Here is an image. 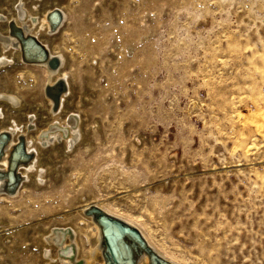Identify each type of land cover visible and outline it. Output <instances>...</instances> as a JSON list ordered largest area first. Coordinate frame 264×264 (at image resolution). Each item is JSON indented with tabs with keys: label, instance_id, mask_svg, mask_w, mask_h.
Returning a JSON list of instances; mask_svg holds the SVG:
<instances>
[{
	"label": "rangeland",
	"instance_id": "1",
	"mask_svg": "<svg viewBox=\"0 0 264 264\" xmlns=\"http://www.w3.org/2000/svg\"><path fill=\"white\" fill-rule=\"evenodd\" d=\"M56 3L66 20L41 40L64 56L59 114H80L82 140L67 154L61 141L41 147L45 180L0 192V264H41L47 229L81 237L91 202L137 223L177 264H264V0ZM20 65L0 66V91L21 97L4 116L43 128L45 70Z\"/></svg>",
	"mask_w": 264,
	"mask_h": 264
},
{
	"label": "bare ground",
	"instance_id": "2",
	"mask_svg": "<svg viewBox=\"0 0 264 264\" xmlns=\"http://www.w3.org/2000/svg\"><path fill=\"white\" fill-rule=\"evenodd\" d=\"M42 1L43 0H29L28 4H26L27 0H13L12 2L10 1V5L8 4L10 7H8L6 14L0 11V25L2 26L3 24L2 31H0V66L10 65L14 60H17L19 64L26 69H43L46 73L43 85V96L48 105L51 121L43 128H41L42 126L40 128L34 126L32 124L34 116H28L27 113H25L24 120L21 122L14 116L6 118L1 105L5 104L7 108L19 111L21 107V97L13 91H0V134L7 133L10 137L8 143L3 148L4 156L0 159V170L3 172L7 170L9 153L13 149V145L18 140V137H22L25 141L26 151L34 153V159H32V162L30 161L28 165H20L19 169L25 168L21 172L23 179H28L29 176L32 175L34 183L36 184L42 183L45 180L46 174L45 168L38 159L41 147L53 145L61 141L63 154H67L72 151L74 144L82 140V130L80 129L82 117L80 114L74 111V113L67 112L63 117L59 114L62 102L65 101L64 99H66V96L70 93L69 79L64 67V56L60 51L58 52L50 48L46 41L41 40L43 35H53L62 28L66 20V11L61 5L56 3V0H52L50 4L41 7ZM54 10L59 11L56 13V16L61 17L59 25L55 28L56 16H49ZM14 28L19 29L23 38L32 36L41 44L45 45L50 57L57 58L58 67L51 69L47 61L38 64L25 63L23 60L21 43L11 34ZM33 53V51L30 52L31 55ZM18 78L17 76L16 80ZM58 83L63 85L65 91L54 95L52 89ZM53 98H55L57 103L55 112H53V104L55 103ZM252 115L250 114V117ZM262 117L264 116L260 118ZM6 119L7 122H4ZM29 128L33 130L31 136L27 134ZM19 169L18 172L20 171ZM3 185L4 180L0 179V192ZM91 206H96L102 209L107 215L121 219L125 223L137 228L147 244L159 255L172 263H178L172 257L158 249L148 234L137 223L108 210L99 203L91 202L81 207L80 219L85 225L81 237L75 227H70V229L69 227L65 229L62 227L47 229V231L45 230L46 232H41L39 234L38 242L41 248V264H54L55 262H57V264H74L73 260L76 258L77 251L79 249L83 250L84 240L89 242L90 238H92L93 241L88 246L87 250L84 252L80 251L84 258L82 264H111L112 259L104 239L108 242L109 249L113 251L116 262H121L125 258L124 246L126 242H129L128 239L123 238L122 235L119 236L118 230L109 223H107L104 228L99 226L95 220L99 218L103 220L102 216H86L85 211ZM67 231H69V233H67ZM121 240H123L124 243L120 242ZM135 245V242H133V246ZM52 249H56L54 255H52ZM129 251L132 255V259L137 255V264H150L147 256L140 250L135 251L133 248L129 247ZM71 255L73 256L71 257Z\"/></svg>",
	"mask_w": 264,
	"mask_h": 264
},
{
	"label": "water",
	"instance_id": "3",
	"mask_svg": "<svg viewBox=\"0 0 264 264\" xmlns=\"http://www.w3.org/2000/svg\"><path fill=\"white\" fill-rule=\"evenodd\" d=\"M55 23H56V22H55ZM55 27H56V24H55L54 28H55ZM14 32H16V34H15V33H14V34L11 33V34H12L13 36L16 37V39L21 43V45H22L23 42H25V40H26L27 38H29V36L23 38L21 32L19 31V29L14 28ZM31 38H32V37H31ZM32 40L35 41V39H32ZM35 42H36V41H35ZM39 49H41V48H39ZM46 61H47L48 66H49L51 69H55V68L58 67V61H57V58H56V57H50V56H48V55L45 54L44 59L42 60V62H46ZM55 86L58 87L56 95H57L58 93H61V92L65 91V88L63 87V85H62L61 83H58V85H55ZM54 88H55V87H54ZM53 101L55 102V103L53 104V109L55 110V109L57 108V106H56L57 103H56L55 98H53ZM21 149H22V151L24 152V145H23V144L21 145ZM24 154H25V158H26V159H30V158L32 157L31 155H28L27 153H24ZM0 176H1V175H0ZM1 178H2V177H0V179H1ZM17 179L19 180L20 177H17ZM13 188H14V186H13V187H10L8 190H11V192H13V191H14ZM1 189L3 190V189H4V186H3ZM85 215H87V216H89V215H90V216H97V217L102 216V217H103V220H101L100 218L97 219V220H95L96 223H97L99 226H101V227L104 228L105 225H106L107 223H109V224L113 225V226L118 230L119 236L122 235L123 238H124L125 236H127V237L130 236V237L132 238L133 241H137V242H138L139 246H140V241H141V243H142L141 246L144 245V243L142 242V238H141V236H140L138 230H136L135 228L131 227L130 225L126 224L125 222H123V221H121V220H119V219H116V218H114V217H112V216H110V215H107L104 211H102V210L99 209L98 207H96V206H91L88 210L85 211ZM104 242H105V245H106L107 248H108L109 255L111 256V259H112L111 264H116L117 262H116V260H115V258H114L113 251H112L111 249H109V247H108V242L106 241V239H104ZM120 242H123V240H121ZM143 247H144V246H143ZM126 249H127V252H128L127 263L130 264V263H131V262H130V256H131V253H130L128 247H126ZM144 252L147 253L146 250H144Z\"/></svg>",
	"mask_w": 264,
	"mask_h": 264
}]
</instances>
